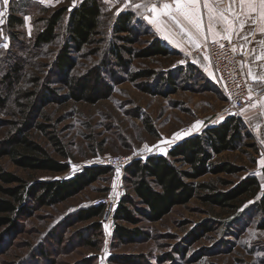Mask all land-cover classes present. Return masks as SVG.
Instances as JSON below:
<instances>
[{
	"label": "rangeland",
	"instance_id": "obj_1",
	"mask_svg": "<svg viewBox=\"0 0 264 264\" xmlns=\"http://www.w3.org/2000/svg\"><path fill=\"white\" fill-rule=\"evenodd\" d=\"M36 1L9 0L7 7L3 1L0 4V11L5 12L0 25V79L8 72L16 75L15 63L20 68L19 79L11 89L6 87V80H1L8 100L0 112L5 121L0 140L15 130V122L24 124L34 140L70 167L60 172L29 169L17 165L9 155H2L0 171H11L27 181L64 178L86 165L105 164L104 158L110 154L126 156L140 148L148 151L146 156L167 154L180 138L228 116L227 97L218 80L200 71V75L187 78L189 63L178 51L134 58L127 69L117 66L106 53L112 35V15L118 11V7L109 5L102 18L103 33L96 36L98 41L74 52L77 64L72 74L93 83L99 70L101 82L109 83L111 91L96 102L69 97L66 79L57 74L54 65L63 43L67 14L52 43L35 47L33 37L44 23L42 17L48 14L45 6L74 5L70 0L50 5ZM21 4L24 23L14 36V29L7 25L8 15L12 7L20 8ZM154 37L151 29L140 32L134 46L144 47ZM4 44L8 47L4 48ZM147 68L154 69L155 74L132 78L135 71ZM170 73L177 79L174 89L165 78ZM144 81L152 91L142 88ZM23 120L25 123H20ZM252 142V137L245 138L240 148L213 157L217 162L241 166L240 171L207 173L196 181H210L218 190L232 188L254 167L259 148ZM117 170L112 167L64 201L17 217L14 228L0 227V264H264V228L260 226L263 214L255 207L253 198L245 199L238 210H231L202 199L201 195L210 189L199 190L188 202L175 205L160 219L142 217L137 224L121 221L145 231L125 241L113 239V216L79 220L75 212L78 208L103 196L119 200L122 184L127 191L131 190L125 172ZM219 178L231 183L225 185ZM97 219L102 221V228L92 229L90 225ZM84 229L87 235H80Z\"/></svg>",
	"mask_w": 264,
	"mask_h": 264
},
{
	"label": "trees",
	"instance_id": "obj_2",
	"mask_svg": "<svg viewBox=\"0 0 264 264\" xmlns=\"http://www.w3.org/2000/svg\"><path fill=\"white\" fill-rule=\"evenodd\" d=\"M106 5L103 0H80L71 8L67 4L57 7L45 6L44 9L48 14L42 17L44 23L33 37L35 47L52 43L58 37L62 19L67 14L63 26V43L55 56L54 65L57 74L66 79L69 97L77 100L96 102L111 91L109 83L101 82L102 76L99 70L93 83L72 74L77 64L74 52H79L86 45L98 41L96 36L103 33L100 28ZM21 6L12 7L8 15L7 25L9 29H14L12 31L14 36H17L18 28L24 23L21 14L24 4ZM136 14L132 8H125L112 15V35L108 39L106 53H109L115 64L121 68H129L134 58L168 54L171 51L156 36L144 47L134 46L138 42L140 32L147 33L151 29L149 25L138 20ZM15 64L16 75L8 72L4 75L5 79H0V112L7 104V88L11 89L19 79L17 73L20 68L17 67L18 63ZM188 66L190 73L187 78L200 75L201 71L194 65L189 63ZM155 72L150 68L141 69L135 71L132 78L136 80L141 77H151ZM165 78L173 89L177 87L174 74L170 73ZM1 80H6V89L1 84ZM141 86L147 91L153 90L147 81L141 83ZM34 105V102L31 103V107ZM4 123L0 116V129ZM20 123H25V120ZM39 125L44 126L41 123ZM14 126L15 130L0 140V156L9 155L17 165L29 169L60 172L70 167L67 161L57 159L42 144L34 140L24 124L15 122ZM245 138H251V133L244 120L240 116L231 115L219 123L208 125L201 131L178 140L170 146L167 154L157 153L134 158L124 170L125 179L130 184L131 190L122 195L116 204L113 213V239L132 240L145 233L141 227H131L121 221L137 224L142 217L150 220L160 219L175 205L188 202L202 189H210L209 192L201 195L202 199L231 210H238L245 199H256L254 205L263 214L260 226L264 228V192L254 172L245 175L229 190H218L210 181H196L207 173L240 171L241 166L228 161L217 162L213 157L223 151L240 148ZM250 144L256 145L255 142ZM111 169L110 165L97 163L86 165L69 177L33 181H27L11 171H0V180L10 184L3 185L0 182V227H16L17 217L30 213L40 206L53 205L66 200ZM219 180L225 185L231 183L225 178ZM75 212L79 220L100 218L104 212V205L90 203ZM90 227L101 229L102 221L94 220ZM87 233L88 231L84 229L81 230L80 235Z\"/></svg>",
	"mask_w": 264,
	"mask_h": 264
},
{
	"label": "snow or ice",
	"instance_id": "obj_3",
	"mask_svg": "<svg viewBox=\"0 0 264 264\" xmlns=\"http://www.w3.org/2000/svg\"><path fill=\"white\" fill-rule=\"evenodd\" d=\"M3 5L7 7L9 0H3ZM134 8L136 10L143 8L145 13H150L148 15L137 12L177 47L187 43L196 49H202L207 48L209 44H216L220 49H224L225 44L221 41L231 44L233 37H237L247 44L250 42L249 35H253L255 31L264 34V0H228L227 6L224 0H165L163 3L157 0L136 4ZM4 16L5 12L0 11V25L4 23L2 19ZM246 28L249 31L245 32ZM242 32H245L243 36ZM259 43L264 46V40ZM3 47L7 48L8 45L4 44ZM240 47L243 49L244 45ZM231 50L235 52L237 49L233 46ZM204 59L209 60V56L205 54ZM257 59L264 60V52ZM209 75L212 76L213 73L209 72ZM248 75L254 81L264 82V74L257 75L249 69ZM251 91L249 88L250 93ZM258 103L259 107L264 109V93ZM251 106L256 108L257 104L253 103ZM176 136H181V133H176ZM260 163L264 165V160Z\"/></svg>",
	"mask_w": 264,
	"mask_h": 264
},
{
	"label": "crops",
	"instance_id": "obj_4",
	"mask_svg": "<svg viewBox=\"0 0 264 264\" xmlns=\"http://www.w3.org/2000/svg\"><path fill=\"white\" fill-rule=\"evenodd\" d=\"M2 1L3 0H0V4H2ZM37 1L41 2V0H37ZM66 1L67 0H43L42 3L46 5H50L56 2L62 3ZM70 1L72 2L73 5H75L80 0H70ZM103 1L111 7H118L117 8L118 11L123 10L125 8H132L133 10L136 11V13L137 12L145 13V9L141 8L139 10H136L134 8V5L150 3V2H157V0H103ZM159 2L163 3L165 2V0H159ZM224 4L225 6H227L228 0H224ZM145 14L150 15V13H145ZM136 18L142 21L143 23L149 25L154 35L158 37L161 40V42L167 45L171 50L180 52L185 57V60L187 63H191L192 65H194L197 69H199L202 72V74L206 75L208 78L212 80L214 79L217 80L216 73L214 71L210 55L205 48L196 49L195 47L187 43H182L181 47H177L176 44L170 42V39H165L164 35L158 32L154 25L149 24L148 21L145 20L142 15L136 14ZM247 31H249L248 28L245 29V32ZM245 32H242L241 36H243ZM233 39L235 40L238 49L244 54V57H243L244 68H245L247 78L252 83L257 84V85H262L264 88V82L254 81L248 75L249 69H251L252 72L257 75L264 74V60L257 59V57L260 56L262 52H264V46H262L259 43V41L264 40V34L260 33L259 31H255L253 35H249L248 39L250 42L247 44H245V41L243 39H239L237 37H233ZM241 45H244L243 49H241L240 47ZM205 54L209 56V60L204 59ZM206 68L208 69V71H205ZM209 72L213 73V75L210 76ZM261 96L254 102L248 104L244 109H242L240 112V117H242V119L244 120L248 130L251 133V137L256 142L259 148L258 153H257V159L254 164V167H252L251 169V172H254L258 176L260 183H261V188L264 189V165L260 163L261 160H264V109H261L258 103ZM253 103L257 104L256 108H253L251 106ZM212 124H215V123H212ZM257 125H259V127H257ZM196 132L198 131L189 133L186 136L196 133ZM162 154H165V153H162Z\"/></svg>",
	"mask_w": 264,
	"mask_h": 264
},
{
	"label": "built area",
	"instance_id": "obj_5",
	"mask_svg": "<svg viewBox=\"0 0 264 264\" xmlns=\"http://www.w3.org/2000/svg\"><path fill=\"white\" fill-rule=\"evenodd\" d=\"M221 43L225 44L224 49H220L216 44H209L205 49L210 55L216 78L227 97L226 114L240 116L241 110L257 100L264 92V88L262 85L252 83L247 78L244 54L238 49L235 40L233 39L231 44L227 41H221ZM233 46L237 49L235 52L231 50ZM249 88L252 89L251 93ZM249 96H251V100H249ZM147 154V150L140 148L137 152L126 156L110 154L104 158V162L115 169L124 171L134 158L145 157ZM120 191L123 195L126 194V186L122 184ZM117 200L118 198L115 196H103L94 201V204L104 205L103 219H110L113 216Z\"/></svg>",
	"mask_w": 264,
	"mask_h": 264
}]
</instances>
